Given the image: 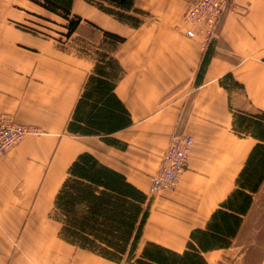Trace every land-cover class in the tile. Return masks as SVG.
I'll return each instance as SVG.
<instances>
[{"label": "crops", "instance_id": "obj_1", "mask_svg": "<svg viewBox=\"0 0 264 264\" xmlns=\"http://www.w3.org/2000/svg\"><path fill=\"white\" fill-rule=\"evenodd\" d=\"M187 1L134 0L137 12L130 15L139 20L136 26L94 5L90 8L101 15L90 17V3L77 2L71 14L80 22L68 37L80 38L83 47L76 52L63 49L57 39L23 31L9 41V55L0 64V114L43 131L0 159V254H9V264H125L62 237L65 218L57 196L82 154L123 176L145 197L137 204L148 215L131 262L148 243L182 254L191 234L206 230L211 216L239 189L237 179L252 149L264 145L237 123L264 115V0H232L219 37L207 45L187 38L183 26L179 29ZM86 26L91 37L81 35ZM95 33L100 39L94 48L89 42ZM109 59L117 71L103 68L112 73V94L130 124L110 135H84L82 121L75 122V107L83 109L89 78L104 79L95 68ZM176 133L193 139L186 168L174 190L153 189L152 178ZM244 192L250 196L248 208L240 214L228 211L239 225L226 248L203 253L208 264L207 255L218 263L233 250L242 257L254 250L253 242L242 245V237L253 215L264 210V175L255 192ZM259 264H264V248Z\"/></svg>", "mask_w": 264, "mask_h": 264}, {"label": "trees", "instance_id": "obj_2", "mask_svg": "<svg viewBox=\"0 0 264 264\" xmlns=\"http://www.w3.org/2000/svg\"><path fill=\"white\" fill-rule=\"evenodd\" d=\"M30 1L65 19L67 37H70L80 22L78 17L71 20L68 17L72 13L74 0ZM86 1L120 22L132 26L139 23V20L130 15V12H137L133 8L134 0ZM107 37L115 42L122 41L111 34ZM207 60L205 56L202 67ZM103 67H107L112 73L118 69L116 62L110 59L102 66L97 65L95 71L104 79L91 76L81 98L84 100L83 109L77 110L78 104L75 107V122L82 121L85 127H77L84 135H110L130 124L124 107L112 94V73L107 74ZM237 123L239 127L249 130L253 137L264 141V115L251 120L239 118ZM68 175L57 196V206L65 218L61 234L66 241L116 263L125 260V264H207L202 253L226 248L228 237L233 235L239 225V218L229 212H245L250 196L244 191L253 193L261 183L264 175V145L257 144L252 149L237 179L239 189L222 206L226 211L217 210L211 216L206 230L193 232L186 251L176 254L148 243L133 262V253L148 215L147 210H141L137 203H143L145 197L127 184L123 176L99 165L88 154L78 157L69 168Z\"/></svg>", "mask_w": 264, "mask_h": 264}, {"label": "rangeland", "instance_id": "obj_3", "mask_svg": "<svg viewBox=\"0 0 264 264\" xmlns=\"http://www.w3.org/2000/svg\"><path fill=\"white\" fill-rule=\"evenodd\" d=\"M190 1L186 2L184 12L183 14H181L178 25L179 29L181 28V26H183L184 31L187 28H189V25L184 21V15L192 4ZM77 2L78 3L81 2V4H83L82 2H84V0H74V4ZM86 5L89 6L86 8L87 11L91 14L89 15L90 17L92 15L95 16L101 15L98 10L90 8V6L93 5L91 4H86ZM227 14L223 15L218 23L217 34H216L217 38L219 37V32L222 22L224 21L225 16ZM68 17L69 20H71V18H75L78 16L75 14H70ZM66 23L67 22L65 19L45 11L41 7L33 4L30 0H0V64H5L3 60H5V57L9 55V41H11L12 38H16L17 37L16 33L20 31L29 33L41 39H48L53 41L57 39L58 45L61 46L63 49H65L68 52L70 51L76 52L75 51L76 49H79L80 47L83 46H81L80 43L77 42V40H80V38L75 35L71 39H68V37L66 36L67 33V30L65 28ZM89 29L91 28H89L88 26H86L85 28H81V32H82L81 35L91 37L92 35L90 34V32L93 31L92 30L90 31ZM99 39H100L99 34L95 33L92 37V42H89L92 43L90 44V46L91 47L94 46V48L98 47L97 43ZM195 39L202 40L199 37H196ZM48 46H44L43 50L45 53L51 54L49 50L50 46L49 47ZM87 48L91 49L89 46ZM0 115L9 116V114H5V113H1ZM26 127H29L30 129L35 131L36 135H32V136L39 137L43 133V131H41V129H39L38 127H33V126H26ZM159 191H167V190H159ZM263 211L261 212L257 211L253 215L255 218V219L253 218L254 221H251L246 225V229L243 233L242 245L246 246L249 245L251 242H253V246H254V250H252L247 257L246 255H244L243 257L241 255H237L236 254L237 250H233L230 253L225 254L227 257L221 256L218 263L216 262L213 256L207 255L206 257L209 260V262L211 264H259L261 257L263 255V248H264V212ZM49 229L53 231L56 229V226L53 223H51V227L49 226ZM252 234L253 236L251 237ZM202 257L204 259L203 253H202ZM0 259L2 261H5V264L7 263L9 264V254H0Z\"/></svg>", "mask_w": 264, "mask_h": 264}, {"label": "built area", "instance_id": "obj_4", "mask_svg": "<svg viewBox=\"0 0 264 264\" xmlns=\"http://www.w3.org/2000/svg\"><path fill=\"white\" fill-rule=\"evenodd\" d=\"M232 0H193L184 15L189 25L185 36L189 39L199 37L205 44L217 40V26L221 17L231 11ZM36 135L29 127L19 125L7 115H0V159L25 137ZM192 137L186 133L174 134L161 157L160 167L152 178V188L172 190L179 175L185 170L187 156L192 145Z\"/></svg>", "mask_w": 264, "mask_h": 264}]
</instances>
